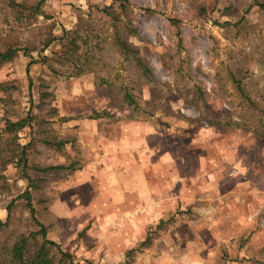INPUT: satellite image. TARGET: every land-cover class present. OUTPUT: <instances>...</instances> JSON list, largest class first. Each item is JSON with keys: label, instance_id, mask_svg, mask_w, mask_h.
Segmentation results:
<instances>
[{"label": "rangeland", "instance_id": "374dc122", "mask_svg": "<svg viewBox=\"0 0 264 264\" xmlns=\"http://www.w3.org/2000/svg\"><path fill=\"white\" fill-rule=\"evenodd\" d=\"M62 29L77 31L78 74L60 61ZM7 46L16 53L0 65V264L19 234L37 229L29 208L73 264H264V0H0ZM96 110L105 136L149 121L179 133V149L181 138L207 139L234 180L220 192L233 184L228 200L240 204L255 190L257 205L240 210L236 229L214 210H168L170 223L151 222L129 246L104 232L92 239L90 211L66 181L91 159ZM26 115L3 131L5 118ZM13 135L23 156L5 141Z\"/></svg>", "mask_w": 264, "mask_h": 264}, {"label": "crops", "instance_id": "0c3cea01", "mask_svg": "<svg viewBox=\"0 0 264 264\" xmlns=\"http://www.w3.org/2000/svg\"><path fill=\"white\" fill-rule=\"evenodd\" d=\"M99 110L91 117V159L69 177L74 181L65 180L75 186L71 194L78 208L90 211L89 229L83 233L92 239L104 232L107 238L115 239L113 243L129 246L137 237L144 240L145 227L151 222L157 229L170 223L172 217H163V211L168 210H214L217 219L236 229L240 210L257 205L255 190L247 191L240 204L228 200L235 196L233 184L220 192L224 182L230 184L234 180L225 175L223 158L220 153H211L207 139L181 138L179 149V133L162 130L149 121L121 123L115 133L105 136L103 129L97 128L103 120ZM204 142L207 145L201 144ZM81 187L87 188L86 199L79 192ZM237 191L241 196V191ZM100 225L103 227L99 230Z\"/></svg>", "mask_w": 264, "mask_h": 264}, {"label": "trees", "instance_id": "16d2710c", "mask_svg": "<svg viewBox=\"0 0 264 264\" xmlns=\"http://www.w3.org/2000/svg\"><path fill=\"white\" fill-rule=\"evenodd\" d=\"M56 39H59L62 44L63 52L60 61L62 63L67 62L74 70L75 74L80 73L82 67L78 64L79 57L77 55V41L79 40V37L76 29H62V34L59 37H56ZM117 41L122 52H126L128 46L119 39H117ZM15 53L16 49L11 48L10 46L0 50V65L11 60ZM134 59L135 63L142 69L143 73L146 74L149 72L145 64L138 57L134 55ZM6 86L5 83H0V90L5 91L7 89ZM125 98L130 100L131 97L130 95L125 94ZM2 100L3 97H0V101ZM261 112L264 114V107L261 109ZM29 118L28 115L14 121L5 118L3 121V131L7 134L18 131L28 123ZM14 139L15 136L13 135L7 137L5 141H7L9 145H15V148H19V156H23L22 146L15 143ZM19 161H22V166H24V160L20 159ZM21 196L28 200L29 191L25 188L22 191ZM29 210L31 212L32 220H34V223L37 225V229L26 235L23 233L19 234L9 246L7 250V259L2 264H73L70 253L60 249L57 243L46 238V228L34 219L32 209L29 208ZM36 235H38V239Z\"/></svg>", "mask_w": 264, "mask_h": 264}]
</instances>
